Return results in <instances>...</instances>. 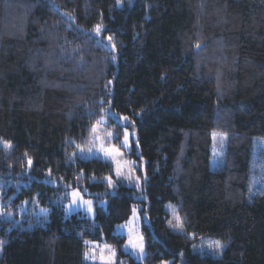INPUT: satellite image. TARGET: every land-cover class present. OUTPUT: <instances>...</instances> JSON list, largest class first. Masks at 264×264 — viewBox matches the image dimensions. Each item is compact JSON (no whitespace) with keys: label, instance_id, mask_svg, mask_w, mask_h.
<instances>
[{"label":"trees","instance_id":"16d2710c","mask_svg":"<svg viewBox=\"0 0 264 264\" xmlns=\"http://www.w3.org/2000/svg\"><path fill=\"white\" fill-rule=\"evenodd\" d=\"M105 115L121 132L126 115L136 130L149 215L142 262L116 233L139 191L107 193L112 163L77 154ZM215 131L228 144L211 169ZM260 138L264 0H0V142L12 145L0 146V181L20 178L31 158L15 201L38 194L52 207L22 226L0 223V264H90L87 239L116 244L126 264H264ZM71 187L106 193L109 207L96 204L94 221L67 216L57 198ZM201 236L224 240L223 256L194 251Z\"/></svg>","mask_w":264,"mask_h":264},{"label":"rangeland","instance_id":"374dc122","mask_svg":"<svg viewBox=\"0 0 264 264\" xmlns=\"http://www.w3.org/2000/svg\"><path fill=\"white\" fill-rule=\"evenodd\" d=\"M119 119L117 121H122L125 125L123 132L115 128L116 126H111L108 116L105 115L93 126L87 144L80 146L77 149V154L84 159L101 158L112 163L114 175L108 177L111 189L107 193H115L116 190L114 188L119 184L134 187L139 191L136 193V197L141 199V201L135 203L133 212L128 220L116 225V233L126 237L123 243V250L142 262L147 254L143 224L144 222L149 223L147 205L143 202L145 195L141 192L143 189V179L137 173V167L139 164H142V161L140 160V149L137 144L136 130L127 125L128 116L120 115ZM227 144V133L222 131H215L213 133L212 152L209 164L211 169H217L223 165ZM0 146L10 149L12 145L8 142H0ZM254 153L258 161L264 157V138L256 141ZM29 161L28 166L22 172L20 178L14 180L12 176H9L0 181V223H8L10 228L24 225V222L32 216L49 214L52 208L49 205L41 203L38 194L15 201L19 191L23 188V184L32 180L29 169L32 167L33 160L29 158ZM6 182L9 183L6 185ZM257 182H259L258 184H263L259 179H257ZM12 185L15 189L9 191ZM106 195V193L102 192L88 194L80 188L71 187L68 191L62 193L57 198V201L64 205L67 216L82 212L94 221L97 215L96 204L105 208L109 207V199ZM88 201L91 203H86ZM167 210L171 214V228L181 231L183 227H175L179 215L174 206L168 205ZM216 241L221 242L224 247L219 250L215 249L214 245ZM209 245H213V247L210 248ZM226 246L227 243L220 238L201 236L194 242L192 249L200 253H209L215 257H221L224 254ZM84 260L90 264H118V262L126 264L119 258V250L116 244L90 239L85 240ZM162 264L170 263L168 260H164Z\"/></svg>","mask_w":264,"mask_h":264},{"label":"snow or ice","instance_id":"6c2138e0","mask_svg":"<svg viewBox=\"0 0 264 264\" xmlns=\"http://www.w3.org/2000/svg\"><path fill=\"white\" fill-rule=\"evenodd\" d=\"M99 30H100V26L98 25L97 26V31H99ZM108 39L111 40V37H108ZM124 119H127V118H124ZM29 163H31V161H29ZM74 195H76V194H74ZM86 203L90 204L91 202L88 201ZM175 227H177V228H181L182 227V221L180 220L179 217H177V224L175 225ZM209 247L212 248L213 245H209ZM223 247H224V245H222L221 242H219V241L215 242V245H214L215 249L219 250V249H222Z\"/></svg>","mask_w":264,"mask_h":264}]
</instances>
